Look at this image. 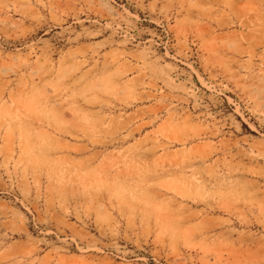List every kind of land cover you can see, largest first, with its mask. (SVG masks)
Returning <instances> with one entry per match:
<instances>
[{
    "label": "rangeland",
    "instance_id": "374dc122",
    "mask_svg": "<svg viewBox=\"0 0 264 264\" xmlns=\"http://www.w3.org/2000/svg\"><path fill=\"white\" fill-rule=\"evenodd\" d=\"M0 264H264V0H0Z\"/></svg>",
    "mask_w": 264,
    "mask_h": 264
},
{
    "label": "trees",
    "instance_id": "16d2710c",
    "mask_svg": "<svg viewBox=\"0 0 264 264\" xmlns=\"http://www.w3.org/2000/svg\"><path fill=\"white\" fill-rule=\"evenodd\" d=\"M245 128V126H243ZM246 129V128H245Z\"/></svg>",
    "mask_w": 264,
    "mask_h": 264
}]
</instances>
